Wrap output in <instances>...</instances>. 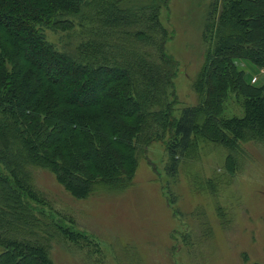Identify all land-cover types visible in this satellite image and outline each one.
Returning <instances> with one entry per match:
<instances>
[{"label": "trees", "instance_id": "trees-1", "mask_svg": "<svg viewBox=\"0 0 264 264\" xmlns=\"http://www.w3.org/2000/svg\"><path fill=\"white\" fill-rule=\"evenodd\" d=\"M167 2L0 0V264H52L53 232L82 238L57 221L37 230L45 215L33 169L50 172L73 198L84 199L129 188L139 155L163 139L161 132L170 176L197 134L228 157L241 144H264V83L251 84L235 65L237 58L264 70V0H223L212 25L214 51L201 68L203 100L183 107L178 118L177 62L166 52L172 32L159 19ZM71 16L89 35L76 61L41 35L45 27L72 24ZM4 53L13 66L9 82ZM229 93L243 96V117H221Z\"/></svg>", "mask_w": 264, "mask_h": 264}, {"label": "rangeland", "instance_id": "rangeland-1", "mask_svg": "<svg viewBox=\"0 0 264 264\" xmlns=\"http://www.w3.org/2000/svg\"><path fill=\"white\" fill-rule=\"evenodd\" d=\"M222 3L168 0L167 8L161 7L162 26L172 32L166 52L177 62L176 118L183 107L199 106L203 100L201 68L206 54L214 51L212 25ZM69 19L72 24L45 27L41 35L56 52L76 61L85 56L81 45L89 35L79 17ZM4 57L9 82L10 53ZM235 65L246 69L251 84L264 83V70L237 58ZM243 102V96L229 93L221 117H243ZM160 134L163 139L139 155L131 186L122 193L76 199L50 172L32 170L37 206L45 215L37 230L46 231L57 221L82 234L74 242L53 232L47 250L52 264H264V144H241L228 157L221 145L197 134L170 176L167 135ZM205 135H216L213 125Z\"/></svg>", "mask_w": 264, "mask_h": 264}]
</instances>
